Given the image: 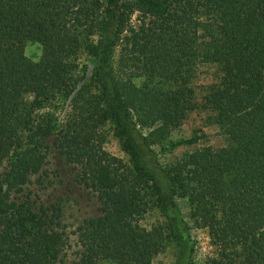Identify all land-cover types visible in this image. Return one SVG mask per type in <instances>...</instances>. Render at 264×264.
<instances>
[{"label": "trees", "instance_id": "1", "mask_svg": "<svg viewBox=\"0 0 264 264\" xmlns=\"http://www.w3.org/2000/svg\"><path fill=\"white\" fill-rule=\"evenodd\" d=\"M201 63L215 79L196 89ZM195 111L226 143L161 163L154 145ZM107 122L128 162L104 148ZM51 145L101 206L75 228L72 259L61 205L28 188ZM0 169V264H152L168 240L174 264H193L190 223L214 247L204 264H264V0H0ZM152 207L164 225L147 229Z\"/></svg>", "mask_w": 264, "mask_h": 264}, {"label": "rangeland", "instance_id": "2", "mask_svg": "<svg viewBox=\"0 0 264 264\" xmlns=\"http://www.w3.org/2000/svg\"><path fill=\"white\" fill-rule=\"evenodd\" d=\"M135 14L132 20L135 19ZM25 55L32 61H38L42 55V45L36 41H28L24 47ZM118 53H114L113 60L116 64ZM78 70L76 75L78 80L75 84V90L84 95L91 87L89 80L92 65L88 61L87 55L83 49L78 53ZM215 79V68L213 65L201 63L197 66L193 85L196 89L204 84L210 83ZM139 84L140 79L135 80ZM72 94V96H73ZM68 101L65 103L67 104ZM63 103V101H62ZM48 109V107H46ZM66 107H58L56 112L59 117L66 113ZM106 140L104 148L111 154L122 158L128 162L127 154L122 150L119 138L113 133L111 123L107 122L104 127ZM197 135V142L192 145L182 144L172 150L168 149L169 141L190 138ZM226 143L224 135L219 128L209 123L206 114L203 112H191L184 119L183 123L172 130L169 136L154 148L158 151V158L161 163H167L176 157H179L185 151L194 150L203 145L220 147ZM1 170V169H0ZM75 167L69 163L59 151L51 145L46 152L45 161L40 172L31 176L28 188L31 196L39 204H48L58 202L62 207L61 225L65 228L69 236L70 248L67 250L68 258L72 259V253L77 249L76 235L73 233L75 228L81 224L83 219L97 216L101 212L100 203L96 194L79 184L75 179ZM183 217L189 221L188 207L185 201L179 202ZM139 223L149 229L154 225H164V219L159 211L152 207L140 219ZM190 236L195 243L193 252V264H204L205 260L214 254V247L210 242L208 231L203 227H196L190 223ZM177 255V246L174 241L168 240L163 250L158 253L152 261V264H174ZM101 264H113L103 262Z\"/></svg>", "mask_w": 264, "mask_h": 264}]
</instances>
